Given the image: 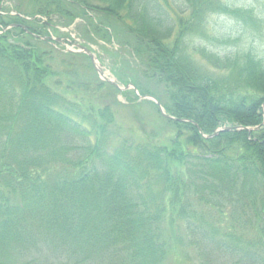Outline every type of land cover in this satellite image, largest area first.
<instances>
[{
  "label": "trees",
  "instance_id": "obj_1",
  "mask_svg": "<svg viewBox=\"0 0 264 264\" xmlns=\"http://www.w3.org/2000/svg\"><path fill=\"white\" fill-rule=\"evenodd\" d=\"M27 1L10 15L0 0V264H181V246L190 264H264V56L215 49L260 33V14L235 0ZM215 16L238 29L221 34ZM77 18L90 50L91 33L132 49L142 77L106 51L135 89L59 48Z\"/></svg>",
  "mask_w": 264,
  "mask_h": 264
},
{
  "label": "rangeland",
  "instance_id": "obj_2",
  "mask_svg": "<svg viewBox=\"0 0 264 264\" xmlns=\"http://www.w3.org/2000/svg\"><path fill=\"white\" fill-rule=\"evenodd\" d=\"M27 2H28L27 0H4V3H3L4 6L3 7L7 8V9H11L10 15H15L17 13L16 12V10H17L16 6H18L19 3L20 4L21 3L27 4ZM233 3L235 4V6H239V7L242 6V7L254 8L255 11L258 13V15L260 14L259 16H261L264 19V0H235ZM89 15H90V17H93L96 20H101L103 18V17H100V15H97L96 13L91 12V11H89ZM213 18H214L213 22L215 24V28L221 34H225V33L229 34V32H235L238 29V27L235 23V20L232 19V17L230 18V17H226V16H221V17L215 16ZM88 23H89V21L86 20L85 18L84 19L77 18L68 27L60 26L59 32L70 34V36L72 38H75L76 41H81V43H82L83 42L82 38L86 39L87 37H89L88 35L85 34L86 33L85 30H88L90 28ZM113 23L116 25L117 29H119L120 31L122 30V27H123L122 23L117 22V20H113ZM231 34L233 37L236 36V34H234V33H231ZM90 36L93 37L96 41L95 43L90 44L92 49H93L92 51H93L95 57H97L99 61L102 60L103 69H104L107 77H109V79L117 82L116 78L112 75V71H111V69L113 67L112 64H113L114 57L112 54H109L106 50L120 54L122 56L123 61H125L126 63L129 64L130 69L134 72L136 71L137 73H139V76L142 77L141 73L143 70V66L140 65L139 60H135L132 57V53H131L132 49L131 48H125L123 45L117 43L118 42L117 40H114L112 43H107L104 40H101L100 37H98L97 35H94L93 33H91ZM237 38H238L237 42L234 43L233 45L230 44L228 46H217V48H215V49L218 52H220V54L223 55L224 53H229L230 51L236 52L239 50H243V48L245 49L247 47L252 46L257 50V52L261 56H264V25H263V29L261 30L260 33L256 32L255 35L250 34V33H243V34L241 33L240 35L237 36ZM121 39H122V37H121ZM78 43H80V42H78ZM59 48H64V50L66 52L68 51V49L72 50V51H78L77 50L78 48L73 47V46L70 47L68 44H65V43H61ZM72 51H69V52H72ZM59 60H60V58L56 59L58 64L60 63ZM140 80H141V82L144 81L143 79H140ZM129 85H131V84H129ZM120 86L122 88H124V86H122V85H120ZM148 88H150L152 91L154 90L153 85L149 84V83H148ZM126 89L133 90V89H135V87L133 88L132 86H128L127 88L120 89V90L124 91ZM103 92L107 93V90L104 89ZM134 95H136L139 98V100L137 102H135L137 104L139 102H143L144 100H151V101L155 102V100H152V98H148V96L140 95V93L137 90H135ZM116 98L119 101V103L122 104L121 106H116V109H118L119 117L124 122L133 124L134 121H133V117L131 116L132 114L126 108L127 104H128L126 98L124 96H121V94L117 95ZM130 98H132V97L130 96ZM133 98H134V96H133ZM105 100H107V99H105ZM109 101L111 103L114 102V97L110 96ZM143 105L144 106H142L141 109L144 113H149V116L154 113V110L152 109V105H150L149 103H145ZM256 233H257V231H256ZM175 253L180 254L181 264H190L189 263L190 259L194 258V252L191 248L189 249V248L181 246V247H179V249L175 250Z\"/></svg>",
  "mask_w": 264,
  "mask_h": 264
},
{
  "label": "water",
  "instance_id": "obj_3",
  "mask_svg": "<svg viewBox=\"0 0 264 264\" xmlns=\"http://www.w3.org/2000/svg\"><path fill=\"white\" fill-rule=\"evenodd\" d=\"M81 48H82V52H83V53H86V55H88V56L91 58L92 63L94 64V66H95V68H96V70H97V72H98V74H99L98 76H100L101 79H103L104 81H108V82L112 83L113 86H116V87H118L119 89H121V87H119V85H118L117 83H115L113 80L109 79V78L106 76V74H105V72L103 71V69L101 68V66L98 65L97 60H96V57H95V55L91 52V50H89V49H87V48H85V47H83V46H82ZM131 86H132V85H131ZM133 88H134V86H133ZM148 98H152V100H155L153 97H148ZM155 102L158 104L160 110L162 111V113H163L162 115H164V116L167 117V118H171L169 115H166V113L164 112L163 107L161 106V104H160L158 101H156V100H155ZM237 129H243V127H237ZM246 129L249 130L250 128H246ZM223 130H232V127H227V128L220 129V130L216 131V133H215L214 135L218 134V132L223 131Z\"/></svg>",
  "mask_w": 264,
  "mask_h": 264
}]
</instances>
